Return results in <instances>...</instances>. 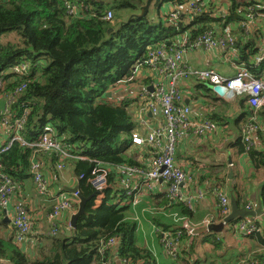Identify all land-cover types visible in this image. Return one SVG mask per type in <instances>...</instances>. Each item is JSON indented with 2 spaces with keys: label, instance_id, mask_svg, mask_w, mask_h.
<instances>
[{
  "label": "trees",
  "instance_id": "16d2710c",
  "mask_svg": "<svg viewBox=\"0 0 264 264\" xmlns=\"http://www.w3.org/2000/svg\"><path fill=\"white\" fill-rule=\"evenodd\" d=\"M146 1L0 0V39L9 33L20 38L17 43L0 45V73L7 72L4 77L9 82L1 94H12L25 86L10 106L12 121L14 123L28 111L21 133L23 140L38 143L44 126L50 124L73 155L86 158L65 161L67 170L79 181L82 197H90L95 193L89 179L93 169L101 166L99 163L111 167L128 165L147 170L134 154H128L133 146V133L138 130V124L134 121L137 108L132 107L138 101L133 97L115 101L113 87L129 81L135 75L136 68L143 64L150 49L166 46L169 50L184 33H189L191 39L212 29L222 33L229 24L239 25L245 19L249 7L264 2L228 0L229 4L220 3L218 8L219 1L215 0L197 15L183 9L178 22L172 24L159 16L161 2H174L183 7L191 0H156V15L150 13L142 19L134 18L131 22L119 23L118 27L105 20L109 11L114 13V18L123 11L135 14L140 11L137 4L145 5ZM68 5L74 10L72 14L69 13ZM258 13H264V10ZM153 15L157 17L156 20ZM235 33L239 48L236 62L264 81V63L255 66V58L264 48L263 26L256 25L250 33H245L242 28ZM169 43L172 45L168 46ZM22 61H31L33 64L29 76L20 77L9 72ZM149 81L150 79H145L143 83L149 84ZM134 83L133 80L122 84L126 87ZM110 92L112 96L107 97ZM213 95L215 94L211 97ZM237 100H240L242 107L245 106V111L249 109L244 112L246 119L244 117L245 121L242 122L243 134L250 124L251 110L247 98L235 101ZM234 102L223 104L229 107ZM257 116L258 125L264 128V108L259 110ZM210 118L217 120L219 116L215 113ZM219 120L221 124L224 123L223 117ZM242 138L243 135L239 149L243 154L247 150ZM9 141L3 146H7ZM247 153L255 171H261L264 176V131L257 132L256 143ZM143 154L148 161L152 159L151 148L144 149ZM34 155V148L23 146L19 142H14L6 152L0 153V173L15 183L18 199L21 195L25 198L33 189L31 167ZM35 158L41 162L42 171L51 186L59 187V193L65 192L58 170L61 162L59 152L38 153ZM216 171L219 173L215 178L209 175L212 180L209 189L227 190L228 173L218 169ZM81 176L83 179H80ZM122 180L123 177L111 173L110 187L104 191L102 204L96 207V198L92 199L86 206V214L78 220L71 234L67 235L64 231L68 228H65L57 236L48 237L50 239L47 245L39 248L38 243L30 254L22 249L16 238L0 236V261L10 264H104L105 261L118 258L130 264H157L153 252L137 240L138 223L131 218L132 198L127 195L126 189L120 188ZM206 181L201 179V186ZM234 192L240 207L245 208L247 202L244 194H248L247 190L235 184ZM261 199L264 202V185ZM161 201L178 210L175 215L181 221L169 225L153 217V223L165 231L173 228L181 231L180 248L190 257L196 242H191L192 235L185 227V219L193 216V208L167 195L165 201ZM72 209L78 210V205H73ZM2 213L0 206V220ZM219 219H224L221 210ZM256 226L258 227L257 224ZM212 236L214 234H206L208 239ZM251 236L264 243V234L255 232ZM104 239H115L117 246L107 248L101 254ZM190 249L189 256L187 250Z\"/></svg>",
  "mask_w": 264,
  "mask_h": 264
},
{
  "label": "built area",
  "instance_id": "2783aa9c",
  "mask_svg": "<svg viewBox=\"0 0 264 264\" xmlns=\"http://www.w3.org/2000/svg\"><path fill=\"white\" fill-rule=\"evenodd\" d=\"M213 1L215 0H191L183 7L172 2L169 4L167 21L176 24L183 9L190 14L197 15ZM67 8L69 13L72 14L74 12L71 5H68ZM263 10L264 2L258 3L247 9L246 17L239 25L229 24L222 33L212 29L195 39H191L189 33H184L169 50L166 49V46L149 50L143 64L138 65L135 70L136 74L140 68L146 69L149 76L147 79H150L151 84L144 88V93L142 91L140 95L134 97L141 104L139 105L140 107L138 106L139 109L134 112V121L138 124V130L133 133L132 150L151 148L152 159L147 164H144L147 170L128 165L111 167L104 163H99L101 166L93 169L89 179V183L95 191L99 192L95 201L97 206L104 199V191L110 187L111 173L123 177L120 188L126 189L127 195L133 199V202L142 194L153 191L159 183L167 184V196L183 201L191 209L196 198L201 201L204 200L202 191L197 190L195 194L190 189L193 177L176 163L177 148L184 138L192 136L202 138L207 134L216 132L218 129L215 122L203 116L204 112L200 108H194L184 103L180 83L189 75L195 77L200 83L225 88L226 94L223 97L217 95L221 99L232 101L239 98H247V103L251 110L250 124L243 131L242 142L247 152L251 149L256 143L257 132L262 130L257 123V114L259 110L264 108V81L252 75L245 66L238 65L237 72L232 77H225L214 69H193L187 65L185 55L199 50L207 52L220 50L236 59L239 55V48L235 31L242 28L245 33L252 32L253 24L258 17L257 13ZM222 11L224 13L223 9ZM218 13H221V11ZM113 15L112 11L107 12L105 20L111 21ZM263 63L264 48L261 49L255 58V66H260ZM32 69L33 64L31 61H22L12 67L11 73L26 77L31 74ZM5 74L4 72L0 73V93H3L6 89ZM133 77L128 80L133 81ZM125 82L128 83L127 80ZM125 82H121L118 85H123L122 83ZM150 87H153V92L148 91ZM24 89L25 86L16 89L12 94L10 92V94H3L6 96L8 106L0 117H2L3 126L10 131L11 135L8 145L2 146L0 153L6 152L14 142H19L23 146L35 149L31 167L33 188L38 197L52 199V212L48 214V221L51 225L49 235L54 237L59 233L61 216L70 211L73 205H78L81 195L78 190L76 193H70L72 199L68 198L66 193H59V195L51 198V184L42 171L41 162L35 156L38 153L59 152L61 162L58 165V170L60 172L67 169L66 160H85L86 158L81 155H73L68 145L62 143L56 130L50 124L44 126L38 143L32 144L23 140L21 133L27 121L28 111H25L13 123L10 106ZM141 107L142 110L139 112ZM147 114L155 117L156 122L154 125L148 120ZM80 179H83V176ZM15 191V183L9 177L0 173V205L4 208L3 211L7 212V217H11L12 224L18 230L16 242L19 245H23L29 241V237L33 234L36 219L22 203L16 204L14 211L9 212V205ZM209 193L219 200L221 215L225 218L230 212L228 191L212 188ZM174 221L179 223L181 220L175 215ZM234 230L243 236H250L255 232L261 233L259 226L247 224L246 222L236 224ZM159 232L164 255L173 260L178 259L181 255V231H177L176 228ZM115 246H117L115 239H104L100 253L103 254L105 249ZM114 260L105 261L104 264H115ZM120 262L121 264H130L125 260H120ZM0 264L5 263L0 261Z\"/></svg>",
  "mask_w": 264,
  "mask_h": 264
},
{
  "label": "crops",
  "instance_id": "0c3cea01",
  "mask_svg": "<svg viewBox=\"0 0 264 264\" xmlns=\"http://www.w3.org/2000/svg\"><path fill=\"white\" fill-rule=\"evenodd\" d=\"M220 3L229 4V1L220 0L219 3H217L218 8ZM165 6L167 5L164 4L163 9ZM169 8L165 11L167 15ZM262 24H264V20L258 17L255 24H253V30L256 25L261 26ZM262 26L264 29V25ZM185 57L187 65L193 69H214L225 77H232L237 72V59L223 53L220 50L214 52L199 50L189 52L185 55ZM139 71L146 72L145 74L143 73V75L135 78L134 84L126 87L124 86L125 88L119 90L118 92L115 91V99L113 98L115 101L119 102L127 97H137L142 91L144 93V88H147V86L151 83L150 81L149 84L143 83L144 80L149 77L148 74H146L148 71L141 68ZM8 84L9 82L6 80V87ZM180 88L184 103L194 108H200V110L204 112L203 116L206 119L215 122L218 126L216 132L207 134L202 138H196L194 136L184 138L177 148V165L181 166L187 174L193 177V182L191 183L190 188L191 191L195 193V191L199 190L204 193V200L201 201L199 198L195 199L192 207L194 214L189 219H185L186 223L197 229L206 227L210 221H214L215 223L222 221V219H219V200L209 193V188L212 183L209 175H212V177L215 178L219 173L216 171L217 169L228 173V193L231 189L234 191L235 184L238 185L239 188H245L247 190L248 194H244L247 205L245 208L242 206L241 208L246 209L251 207L252 209H255L257 207V200L261 199L264 176L261 171H255L249 160L248 153L246 152L242 154L239 149L242 130L244 127V123L242 122L245 121L244 117L246 119V114L244 112L249 109L245 111V106L242 107L239 103L240 100L232 103V107H226L223 104L226 102L225 100L219 98L217 95H213V97H211L212 94L208 93L206 90L207 84L200 83L191 75L180 83ZM140 104L141 103L138 101L132 106L134 107L133 109L137 108L136 110H138ZM7 106L8 101L6 96L0 93V116L3 111L6 110ZM227 108L231 110H228ZM141 110L142 107L139 112ZM215 113L219 116V118H224L223 124H221L219 118L217 119L218 122L217 120L210 118L212 114ZM147 118L154 125L156 122L155 117L151 114H147ZM194 120H196V118H194ZM0 121H2L1 118ZM262 126L264 127L263 123ZM262 131H264V128H262ZM10 135V131L3 126V122H0V147H2L9 140ZM225 147H227L232 156L233 166H230L227 163ZM143 152L144 149H131L128 154H134L136 159L144 165L145 163L147 164L148 158H146ZM139 153L141 154L139 155ZM231 171L234 172L233 180H230L229 178ZM61 173V183L65 191L63 193H69L67 191L78 185L79 181L69 171V169H65ZM253 175H256V177L253 178ZM203 178L207 181L203 184V186H201L200 182ZM56 195H59V187L54 185V187L51 188V198H54ZM166 195L167 184L159 183L153 190V193H145L137 197L135 206H133L134 204L132 205L131 211V218L138 223L137 240L139 244L148 247L153 252L157 264H195L197 261H199L200 264H264V243L252 238L251 235L243 236L236 233V231H226L228 229L227 226L222 233L214 234V236L209 239L206 235L196 237L192 236L191 242L195 240L196 247L193 249V254L191 256V249L187 250L190 257L183 253L182 249L180 257L176 260L164 255L159 237V231L163 230L161 228H157L152 219L153 217H157L165 224H177L174 221V216L178 213V210L173 209L174 207L168 204L165 205L161 201L163 199L165 201ZM18 203H22L27 208L29 213L36 219L34 223V231L29 237V241L20 245L25 252L30 254L32 250L37 248L38 243H40L39 248L43 247L42 240L45 236L50 237L49 233L51 231V225L47 218L49 211L47 209L52 206L53 202L49 198L43 199L38 197L33 188L26 194L25 198H22L21 195L20 199H18L15 193L11 198L9 212H13L15 205ZM76 212L77 210L71 209L61 216L59 231H61V229L68 228V230L64 232H66L67 235L72 233L74 229L71 228L70 220ZM4 217V215H1L2 220ZM8 218L10 221L12 220L11 217ZM245 222L255 226L257 224L260 227L261 233L264 234V216L257 217L253 220L240 221L239 223ZM9 224L12 225L13 229L7 228L2 230V237L15 239L18 234V230L14 227L12 221ZM213 240L217 243L212 244ZM209 244H211L210 247ZM114 262L115 264H121L118 258H115Z\"/></svg>",
  "mask_w": 264,
  "mask_h": 264
},
{
  "label": "water",
  "instance_id": "95a60500",
  "mask_svg": "<svg viewBox=\"0 0 264 264\" xmlns=\"http://www.w3.org/2000/svg\"><path fill=\"white\" fill-rule=\"evenodd\" d=\"M156 0H147L145 5L137 4L140 13L139 15L133 14L132 17L129 19L128 22H131L134 18L135 19H142L149 15L151 8ZM111 32V31H110ZM168 46H171V43L168 44ZM208 93L219 95L220 97H223L226 94L225 88L222 86H211L207 85ZM153 87H150L148 89L149 92H153ZM112 94L108 93L107 97H111ZM225 153L227 154V163L230 166H233V159L231 154L229 153V150L227 147H225ZM234 172H230V180H233ZM67 190V189H66ZM79 190V185H76L74 188L69 189L70 193H76ZM99 195L98 191H95L90 197H82L79 198L78 203V210L77 212L71 217L70 224L71 228L75 229L77 226L78 220L86 214V206L88 202H90L92 199L97 198ZM230 198V212L229 214L218 223H215L214 221H210L209 224L206 227L202 228H193L188 223L185 224L186 229L192 234V236H200V235H206V234H220L224 231L226 226L231 225L237 221H246V220H253L257 217H263L264 216V202L261 199L257 200V207L255 209H252L251 207H248L246 209H242L239 205V202L235 196V193L233 189L230 190L228 193ZM3 215L5 216L3 219V222L10 223L11 221L6 215V211H2ZM5 264H10L5 262Z\"/></svg>",
  "mask_w": 264,
  "mask_h": 264
},
{
  "label": "rangeland",
  "instance_id": "374dc122",
  "mask_svg": "<svg viewBox=\"0 0 264 264\" xmlns=\"http://www.w3.org/2000/svg\"><path fill=\"white\" fill-rule=\"evenodd\" d=\"M217 1H220V0H217ZM164 4H166L167 6H165L164 7V9H163V5ZM169 4L168 3H163V2H161V11H160V17L164 20V21H167V13L165 12V11H167L168 10V8H169V6H168ZM140 12V11H139ZM139 12H136L135 14H137V15H139ZM151 14H157V4H154L153 5V7L151 8ZM132 15H133V13H130V12H126V11H123V12H121L120 13V16H115V18H114V15H113V18H112V20L110 21V22H112V24L113 25H115L116 27H118L119 26V23H126V22H128L129 21V19L132 17ZM155 15H153V17H154V20H156L157 19V17L155 16ZM257 16L259 17V18H261V19H263L264 20V13H261L260 15H259V13H257ZM262 25H264V24H262ZM233 27V26H232ZM20 41V38H19V36H17L16 34H14V33H9V34H6V35H3L2 37H1V39H0V45H7L8 43H17V42H19ZM171 45H172V43H171ZM215 51H217V50H215ZM214 52V51H213ZM10 73H11V70L9 71ZM145 72L146 71H138L136 74H135V76L133 77L134 79L135 78H137V77H139V76H141V75H143V73L145 74ZM146 74H148V72L146 73ZM133 79V80H134ZM128 82H132V81H128ZM125 87L123 86V85H117V86H115V87H113V89H112V94H114L115 95V91L116 92H118L119 90H122V89H124ZM111 93V92H110ZM115 99V98H114ZM224 100V99H223ZM226 102H234L235 100H225ZM1 123H2V121H0ZM60 173V175H62V173L61 172H59ZM67 194V196H68V198H70V199H72V197H71V195L69 194V193H66ZM50 200H52V199H50ZM121 204H124V202L123 203H121ZM133 205V204H132ZM1 206V208H2V211L4 210V208L2 207V205H0ZM133 206H135V204L133 205ZM51 209V210H50ZM132 209V208H131ZM47 210H49L48 211V214H50L51 212H52V206L51 207H49ZM48 214H47V218H48ZM234 226H235V224H231V225H228L227 226V230L226 231H235L234 230ZM7 228H10V229H13V227H12V225L11 224H9V223H4L3 222V220L1 219L0 220V236L2 237V230H4V229H7ZM62 230H64V229H61V231ZM60 231V232H61ZM225 231V232H226ZM60 234V233H59ZM235 235V234H234ZM49 239L50 238H48L47 236H45L44 237V239L42 240V243H43V245L42 246H44V245H47L48 244V242H49ZM215 240H213L212 242H214ZM213 244V243H212ZM211 246V244H209V247Z\"/></svg>",
  "mask_w": 264,
  "mask_h": 264
},
{
  "label": "clouds",
  "instance_id": "9594fccd",
  "mask_svg": "<svg viewBox=\"0 0 264 264\" xmlns=\"http://www.w3.org/2000/svg\"><path fill=\"white\" fill-rule=\"evenodd\" d=\"M168 4H170V3H168ZM153 5H154V4H153ZM152 7H153V6H152ZM139 13H140V12H139ZM150 13H151V11H150ZM150 13H149V14H150ZM150 50H151V49H150ZM11 69H12V68H11ZM31 72H32V71H31ZM4 73H7V72H4ZM0 148H1V147H0ZM96 200H97V198H96ZM96 200H95V201H96ZM101 204H102V202L99 204V206H100ZM132 204H135V202H133V199H132ZM95 205H96V203H95ZM99 206L96 205V207H99Z\"/></svg>",
  "mask_w": 264,
  "mask_h": 264
},
{
  "label": "bare ground",
  "instance_id": "6f19581e",
  "mask_svg": "<svg viewBox=\"0 0 264 264\" xmlns=\"http://www.w3.org/2000/svg\"><path fill=\"white\" fill-rule=\"evenodd\" d=\"M17 77V76H16Z\"/></svg>",
  "mask_w": 264,
  "mask_h": 264
}]
</instances>
